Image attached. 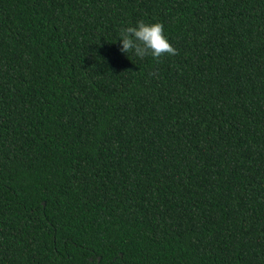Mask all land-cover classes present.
Here are the masks:
<instances>
[{"label":"trees","instance_id":"1","mask_svg":"<svg viewBox=\"0 0 264 264\" xmlns=\"http://www.w3.org/2000/svg\"><path fill=\"white\" fill-rule=\"evenodd\" d=\"M0 264H264V0H0Z\"/></svg>","mask_w":264,"mask_h":264},{"label":"clouds","instance_id":"2","mask_svg":"<svg viewBox=\"0 0 264 264\" xmlns=\"http://www.w3.org/2000/svg\"><path fill=\"white\" fill-rule=\"evenodd\" d=\"M116 41L122 54H132L141 59L150 56L159 61L165 56L177 54V49L165 33L164 24L159 20L140 19L134 24L123 26Z\"/></svg>","mask_w":264,"mask_h":264},{"label":"water","instance_id":"3","mask_svg":"<svg viewBox=\"0 0 264 264\" xmlns=\"http://www.w3.org/2000/svg\"><path fill=\"white\" fill-rule=\"evenodd\" d=\"M99 259H100V257L98 256V257H97V260H99Z\"/></svg>","mask_w":264,"mask_h":264}]
</instances>
